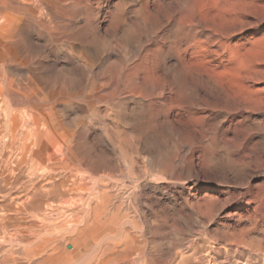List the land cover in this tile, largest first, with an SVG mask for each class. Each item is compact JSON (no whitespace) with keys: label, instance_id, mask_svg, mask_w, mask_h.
Instances as JSON below:
<instances>
[{"label":"rangeland","instance_id":"rangeland-1","mask_svg":"<svg viewBox=\"0 0 264 264\" xmlns=\"http://www.w3.org/2000/svg\"><path fill=\"white\" fill-rule=\"evenodd\" d=\"M93 1L95 2L93 7H94V10L96 12L95 14L97 15L96 16V18L98 19L97 23L99 24L103 34H107L106 30L108 28V25H109V28H108L107 32H109L110 36H112V33L114 34V32L111 31L112 29H110V27H111L110 23H112L113 17L117 13H118V16L121 15L119 17L121 19L119 20V23L117 24V25H119V28H122V29H119L120 32L123 29H125L126 26H129L131 24V27L130 26L127 27L128 29H126L125 31H128L129 29L131 30L133 28L132 31H133L134 36L129 37L128 38L129 40L127 38H125L128 40V42H127V40L124 39L125 48H123V50L127 49V53L129 55H130V53H132L131 51L132 50L134 51L137 47L136 44L138 41L136 40V38L142 36L141 38H139L141 41L138 38L137 39L142 44H145V46L143 45L146 49L144 54L146 53V51H150V53L152 52L153 54L155 52V54L153 56V58H156L155 62H160L161 60H163L164 56H165V58L166 57L172 58L173 56L178 57L179 55H180V57L182 56V58H184L186 60V62L189 64L188 66H189L190 70H189V72L187 71V73H189V74L185 73V75H183V76H178L179 73H178V71H177L178 69H176V67H171V69L169 70V73L171 74V76L173 75V78H174V88H173L174 90H173L171 96H175V95L177 96V94H178L177 97L180 99V104L184 102L186 105L183 106L184 104L183 105L181 104V105L177 106V103H175L172 99L169 100L167 98L168 97L167 95H165L166 98H165V96L162 97V95H164V94H162L159 90H158L159 92L156 91V93L152 94V92L150 90H147V91L144 90L145 92L142 90L143 91V93H142V91L140 89H138V90L137 89H130V90L127 89L125 91H122L121 93L120 92H112L111 89L101 90L100 96L104 97V99H102V100L99 99L100 97L95 98V96H92V94H88V93L85 95H81V96H80V94H77L72 99L60 97V98L55 100L54 103L59 102V104L67 103L68 105H71L70 107H71L72 113L70 114V120L72 122H74L75 124H78V128L82 127V128H85L86 130H88L89 133L91 134L90 139H92V140H95L96 138L98 139L99 138L98 136H100V134H101V129H103V128L106 131V133L108 132L107 135L105 134L104 138H99V139H101V142L104 141L102 143V144H104L102 147L103 152H99V151L93 152L94 154L92 153V155H95L96 161L99 160L98 162H99L100 167H101L100 174L105 176V179H106L105 184H107L108 189L112 193L111 195H113L115 198L114 200L113 199L111 200V203L108 206V209L110 210L112 208V211L115 210L117 212V215L119 216L118 219H117V215H115L114 218H101L100 219L101 229L98 230V232L92 231L90 234L91 236H93L94 233H98L99 235H97V237H100V238L97 241L94 240L93 238H91L88 245H85L83 247H79L76 250L74 245L72 243H70V239H71L70 237L74 236V234H72L73 232L68 231V235L70 234V232L73 235V236H71V234H70L68 236V235H66L67 231H65L64 233H62V235H61V233L57 234L58 241H59L58 246L61 249L65 248V250H67L69 252L74 251L73 264H95V261L97 259L96 257L100 256L101 246L103 248V244L109 245L110 243H116V241L118 243L119 241H121V239L124 240L125 238L129 239V243L132 239V241L130 243V246H131L130 256L128 259H125L121 262H113V264H117V263L118 264H126V263L127 264H140L141 261L143 262V263L141 262V264H171L172 262H173V264L174 263L175 264H201L203 262L206 263V261L209 264H217V262L219 261L218 264H220L222 262V260H224V263L222 262L223 264H246V262H247V264H249V263L251 264V262H253L252 264H264V260H263L264 259V200H263L264 199V0H188V1L186 0L187 2H185V0H183L184 3L182 2L179 5H178V3H177V5H175L176 3H174L178 0H161V1H159V0H147L149 2L150 1L154 2V6H153V3L150 2V9L151 10H149L152 13L155 11L153 13L154 15H156V14L163 15L165 12L166 13H168V12L174 13V11H175V13H174L175 17H173L172 20L171 21L169 20V22L167 23L169 26L167 24H165L166 25V26L164 25L165 28L164 27L162 28L164 30L161 29L163 32L161 30H160V32L158 31L159 23L157 22L156 17H154V18L150 17L147 24H142L143 18L148 16L145 13V11H143L141 9L142 5H143L142 3H145L146 0H143V1L142 0L141 1L140 0H135V1L132 0L133 2L130 0H127V1L126 0H124V1L123 0H110V1L109 0H103V1L102 0L101 1L100 0H96V1L93 0ZM120 1L121 2L123 1L122 5H121ZM125 1L127 3H125ZM171 1H173V2H171ZM192 1H194V2H192ZM117 2H119V5L117 4ZM128 2L130 4L132 2L133 3L132 6L130 4H128ZM158 2H159V5H158ZM188 2H190V4H188ZM108 3H110V4H108ZM135 3H137L136 6L134 5ZM193 3H195V4H193ZM123 4H124V6H123ZM126 4L130 8L126 7ZM97 5H99V6L96 7ZM100 5L103 7V9ZM116 5H118V7ZM194 5H196L197 7H195ZM113 6L115 7V9ZM120 6H121V8L123 6L124 7L123 10H126V11H122ZM139 6H141V7H139ZM107 7H109V8L107 9ZM164 7H166L165 9L168 11H166L164 9ZM178 7H179V10H178ZM185 7H187V8H185ZM190 7H192V8H190ZM111 8L114 10L112 11ZM170 8H172V9H170ZM174 8H176V9H174ZM210 8L214 9V10H212L214 12H212L210 10ZM105 9H107V10H105ZM137 9L140 10L141 14H140L139 10L137 12ZM152 9H154V10H152ZM159 9H160V11H159ZM191 9L192 10L194 9V10L191 11ZM127 10H128V12L133 11L132 16H130V13H128ZM197 10H198V12H197ZM97 11H98V13H97ZM110 11H111V13H110ZM186 11L189 13H187ZM194 11H195V13L197 12L196 15L194 14ZM211 12L213 13L212 16H211ZM119 13H120V15H119ZM137 13H138V15H137ZM105 14H106V16H105ZM123 14H126V15H123ZM190 14L192 15V17ZM139 15L141 16V19H140ZM198 16L201 18H198ZM108 17H109V19H108ZM136 17L139 18V20H137ZM193 17H195L196 19L198 18V19L196 20ZM176 18H180V19H176ZM103 19H105V20H103ZM192 19H194V21H196V22H194ZM211 19H213L212 20L213 22L211 21ZM100 20H101V22H99ZM129 20L132 22H130ZM173 20H174V22H173ZM123 22L127 23V25L124 24ZM140 22H141V24H140ZM178 22L183 24L182 25L183 29L180 28L181 29L180 30L176 27V24ZM197 22H199V23H197ZM133 23L134 24L136 23L137 25L140 24L139 25L140 27L136 25V28H135V25ZM196 23L198 24V26ZM204 23H206V24H204ZM201 24L204 25V27ZM208 24H211L212 26L211 25L209 26ZM142 25H144V26H142ZM205 25H207V26H205ZM141 27H143V28H141ZM170 27L171 28L173 27V28L171 29ZM195 27L199 28V31H197V30H196L197 32L194 31L196 29ZM211 27H212V29L214 28L213 29L214 31L211 29ZM202 28L203 29L206 28V29H204V32H202V30H203ZM167 29H169V30H167ZM184 29H185V31H184ZM140 30H142V31H140ZM110 31H111V33H110ZM125 31L122 33L124 34ZM145 31H147V32L149 31L148 32L149 34L147 32L144 34L143 32H145ZM150 31H152V32H150ZM157 31H158V35L153 36V34H156ZM209 31H213L211 33L212 36L210 35ZM182 32H184L185 34ZM135 33H137V34H135ZM151 33H153V34H151ZM201 33H203V34H201ZM139 34H141V35H139ZM143 34L144 35L148 34V36L146 35V37H145ZM119 35H121V33H119ZM176 35L178 37L181 36V38L178 39V37ZM87 36L90 37V35H87ZM165 36H166V39L162 41L161 39ZM143 37H144V39L147 38L148 40L147 39L144 40ZM148 37H150V38H148ZM85 38H84V40L81 41L82 46L80 48L85 47V49H88V51H90L89 49H91V48L93 49L94 46H88V45H86V42H92V39H91V37L86 38V39ZM131 39H132L133 43H132V41H130ZM149 39L152 41H150ZM153 39H154V41L156 39H158V40H156L154 42ZM197 39H198V41H197ZM33 40H35V41H33ZM177 40L179 41L180 45H177V44H179ZM164 41L167 43H165ZM29 42H30L29 46H28V44H26V42H25V44L32 50L33 54H35V53L36 54H39V53L42 54V52H44L46 49L44 46V42L40 43V42L36 41V39H32V40L30 39ZM174 42L177 44H175ZM127 43H128V45L130 44V46H132V45H134V46L130 47L127 45ZM123 44L124 43H122V47H124ZM147 44H149V48L147 47ZM161 44L164 46H162ZM139 45H138V47H139ZM156 45H157V47L154 51V49H152V48H154ZM160 45H161V47H160ZM170 45H171V47H170ZM173 45L179 46V49H181V50H179L177 46L175 48ZM184 46L186 47L187 50L183 48ZM33 48H35V49H33ZM161 48H163V49H161ZM172 48H173V51H172ZM66 49H68V48H66ZM196 49L197 50L199 49V50L197 51ZM119 50H121V53ZM119 50H118L119 55L117 54L118 56H115V54H114L113 58L122 56V52L124 53V51L122 49H119ZM136 51H137V49L133 52L134 54L133 53L131 54V56L134 55L132 57L136 61L132 60L130 62V67L135 66L137 64L136 62L138 61L139 57L141 55H143V53H142L140 56H138V53ZM169 51H171V52H169ZM183 51H184V53H183ZM135 52L137 53L136 55H135ZM198 52L201 54H199ZM211 52L214 54L212 55ZM125 53H126V51H125ZM182 54L184 55V57ZM59 55L62 56L63 53H61ZM197 56H199V57H197ZM201 56L204 58H202ZM200 58H201V60L203 59V61L199 60ZM104 59L105 58L101 59L100 57H96V56H94L92 58V64L94 65V67H96V68L93 67V70L96 73L98 72L100 78L103 76L102 75L103 73L109 75L108 72L111 71V70H109V71L107 70V68H106L107 67V65H106L107 60L105 59L106 60L105 61ZM189 59L192 60V62ZM195 59L201 61L200 64H201V66L203 65L201 67L199 64L200 70L203 67L207 70L204 71V69H203V71L201 70V73H200V70L197 69V68H199V66L197 67V64L199 61L196 62ZM210 59H213V60H210ZM98 60H100V61L97 62ZM104 61H105V63H104ZM133 63H134V65H133ZM208 64H210V65H208ZM211 65H212V67H215V68H211ZM104 66H106V67H104ZM207 66L209 68H211V70H209V68H207ZM193 67H195V68L197 67V68L193 69ZM97 68H98V70L96 71ZM173 68L176 70H174ZM103 69H105V70H103ZM194 70L196 73L194 72ZM196 70H198V71H196ZM101 71L102 72L104 71V72L101 74ZM212 71H213V73H212ZM51 72L53 75H56V70L53 69V70H51ZM193 72H194V75H193ZM202 72H203L204 76L201 75ZM174 73H176V74H174ZM89 76H91L90 72H89ZM186 76H189V77L187 78ZM194 76H199V77L194 78ZM207 76H210V77H207ZM200 77H202V78L204 77V78L199 79ZM192 78H193V81H192ZM208 78H209V80H208ZM195 79H197V80H195ZM181 80H183V81H181ZM209 81H210V83H209ZM213 81L215 83L217 82L218 84L217 83L215 84ZM191 82H197L198 86L196 83L195 84L192 83L193 87L191 86V84H190V87H188L189 83H191ZM80 83H82V81H80ZM175 83L177 84V86ZM201 83H202V86L204 87L203 90H202ZM186 84L188 86H186ZM210 84H213V85H210ZM184 85H185V88L183 87ZM210 86H212V87H210ZM215 86H217V88ZM186 87L188 88V90H190L191 87L193 88V90L195 88L198 90H197V92L190 91L192 93L194 92L193 94L191 93L192 95H194V96H192ZM213 87L216 88L218 92L211 90L212 91V94H211L210 89H214ZM205 88H207L209 91L206 90ZM196 89H195V91H196ZM180 90L182 93L179 92ZM186 90H187V93H186ZM132 91H134L133 94L135 93V96H137V97H134V95L132 94ZM148 91L151 92V94L148 93ZM153 92H155V91H153ZM144 93H146V96L143 95ZM138 94L140 96H138ZM208 94H210V95H208ZM159 96L162 98H160ZM176 96L173 98L176 99L177 98ZM91 97L93 100L91 99ZM127 97H129V98L127 99ZM169 97H170V95H169ZM178 98H177V100H179ZM183 98L186 101H187V99L190 98L189 99V100H191L190 102H192L193 100H194V102L196 100L199 102H197L198 104H196V102L195 103L192 102V104H194V105L190 106L192 104L190 102H186ZM65 99H67V100H65ZM130 99L132 100V102H130L131 101ZM151 99H152V101H151ZM182 99L184 100L183 102H181ZM102 101H103V103H101ZM124 101L128 102V103H126L128 105L123 104V103H125ZM169 101L171 103H169ZM151 102H152V104H151ZM168 103L170 106L172 105L171 108L168 105ZM172 103H175V104H172ZM189 103H190V105H189ZM117 104L119 106L121 104L122 105H121V107H118ZM158 104H159L160 108L163 107L166 110H167V108L170 109V110H167V111H170V113L165 111V110H162L163 108L160 109L158 107ZM162 104H164V106H160ZM165 104L168 105V107ZM74 105H75V107H74ZM124 105H126V106L124 107ZM140 105H141V107H140ZM150 105H153V106H150ZM154 105L156 107H154ZM175 105L178 108L173 107ZM179 106H180V108H179ZM187 106H189L190 109L192 107V109H191L192 111L189 109L190 113H188L189 110L187 108H189V107H187ZM197 106H198V110L194 112V110L197 109ZM81 107H82V109H81ZM147 107H148V109H147ZM104 108L106 110L108 109L109 112H108V110L107 111L104 110ZM116 108H117V110H116ZM154 108H156V109H154ZM121 109H123V111L125 110L128 117L131 116L130 119L128 118L129 121H128V119H126L127 118L126 115L123 116L124 112ZM126 109H127V111H126ZM120 110L123 112L122 116L116 117L117 111H120ZM158 110H160L159 113L157 112ZM163 111H165L167 113H165ZM176 111H178L179 113L181 112L180 114L182 115L183 119L179 113H176ZM74 113H75V115H74ZM145 113H147V114H145ZM162 113H164V114H162ZM172 113L173 114L175 113V114L172 115ZM193 113L195 116L192 115ZM167 114H169V115H167ZM176 114H178V115H176ZM190 114H191V116H189ZM197 114H198V116H196ZM153 115H154V117H153ZM72 117H73V119H72ZM122 117H124V118L122 119ZM171 117H172V120H171ZM112 118L115 120H113ZM135 118H137V119H135ZM157 118H160V120H163V118H165L163 120L164 123L162 121H161V123L163 125L166 124L167 126L165 125V127H164L163 125H161V123H159L160 120ZM117 119H118V122H117ZM131 119H133V120H131ZM138 119H139V121H137ZM176 119H178L177 122H175ZM181 119L184 121L185 125L181 124V122L183 123V121ZM119 120H122V121H119ZM123 120H124V122H123ZM169 120H171V121H169ZM173 120L175 123L173 122ZM133 121H135V122H133ZM136 121H137V123H136ZM120 122H122V123H120ZM126 122H128V123L130 122V124L134 123L133 125L135 127L133 126V128H131V127L129 128V125H127ZM131 122H133V123H131ZM103 123H104V125H103ZM114 123H115V125H116V123L118 125L120 124V126L122 128L118 129L120 127L118 125H116L118 127L117 128L115 125H113ZM123 123L125 126L123 125ZM153 123L155 124V126H153L154 125ZM156 123H159V124L156 125ZM172 123H174V124H172ZM179 123L184 127L180 126ZM160 125H161L162 129H160V127H159ZM186 125H187V127H186ZM87 126L88 127L90 126L89 129ZM106 126L108 129L105 128ZM210 126L212 127V129L209 128ZM92 127H95V129ZM114 127L116 129L120 130L119 131L121 133L120 138L122 140H127L128 138H126V136L127 137L130 136V137L135 138L134 140L131 141L132 144L134 143L132 145V147H131V142H129L130 145L128 142L126 143L129 146H127L125 144V142H124L125 147H124L123 143L121 145L123 151H125L124 152L125 155L122 152L123 153L122 155H124L125 159L123 158V156L119 152H118V154H116L117 153V151H115L116 149L114 150V148H115L113 146L114 139L113 138L111 139V137H113L116 132L118 133V130H115ZM163 127L165 129H163ZM123 128L125 131L123 130ZM194 128H195V130H194ZM206 128H207V130H206ZM183 129H185V131H187V132H184ZM188 129H193L194 133H193V130H189L190 131L189 132ZM196 129L199 131H196ZM204 129L206 130L205 132L202 131ZM121 130L124 131L125 135H124V133L122 134ZM129 130H132L131 132L134 135H130L129 132L128 133L126 132ZM178 130H181V131H178ZM211 130H212V132H210ZM92 131H94V132H92ZM190 133L194 134V136ZM200 133H202V134H200ZM109 134L113 135V136L111 135V137H109L110 141H109V139H107L108 137H106ZM96 135H98V136H96ZM187 135H189L188 136L189 138H187ZM190 135H192V136H190ZM134 136H136V137L138 136L137 139ZM199 136H200V138H199ZM201 137H203V138H201ZM138 138H139V140H138ZM198 138L201 139V143H200V140ZM148 140H149L150 144H149ZM185 140H187V141H185ZM138 141H140V142H138ZM141 141H142V143H141ZM137 142L139 145L137 144ZM184 142H185V144H183L184 145L183 146L182 143H184ZM193 142H195L197 144L194 143L195 145H192ZM135 143L138 146V148H137V146H135ZM186 143H188V144H186ZM190 143H191V146H194L195 148L194 147L192 148L191 146H189ZM140 144H141V146H140ZM145 144H147V147L150 145L149 148H147ZM104 146H106L105 147L106 149L104 148ZM112 146H113V149H112ZM117 146H118V144H117ZM144 147H145V149H144ZM183 147H185V148L180 150V148H183ZM188 147L191 148L193 151L191 149H189ZM129 148L130 149L133 148V149L130 150ZM135 148L138 149L137 153L141 154L140 156L138 154L136 155V149ZM140 149L145 150V151L147 150L148 153H146V152L142 153L143 151ZM187 149L190 150L191 152L187 151ZM111 150H113L112 151L113 154L111 153ZM140 151H141V153H139ZM179 151L184 152V153L189 152V154L186 153L187 154L186 155V154L182 153L183 155H181V153H179ZM129 152L130 153L132 152L133 155H132V153L130 154ZM192 152H194V153L192 154ZM102 153H104V154H102ZM107 153H110L108 155L109 156L112 155L113 159H111L109 156H107ZM99 154H101V155L99 156ZM129 154L132 156V158H130L131 156ZM114 155H116V156H114ZM117 155L122 157V159L120 158V160H119L118 159L119 156H117ZM126 155L128 157H126ZM137 156H139L140 158ZM157 156L160 159H158ZM186 156L188 157V159H190L192 157L193 160H192V158L190 160H192L193 162L191 161L189 163L190 160L185 159ZM104 157L106 160L104 159ZM178 157H180V159L182 161H180V159ZM182 158L185 159L186 162ZM128 159H129V161H130V159L135 160V161L132 160L133 161L132 167H131L130 162H128ZM168 159H169V161H168ZM139 160L141 161L140 162L141 164L139 162L137 163V161H139ZM144 160H146V161H144ZM152 160H154L155 162L154 161L152 162ZM157 160H158V162H157ZM111 161L112 162L114 161L115 163L114 162L112 163ZM143 162L145 164H143ZM179 162H180V164L182 162V164H181L182 166L180 167V169H179V166H180ZM175 163L177 164L176 166H175ZM154 164H156V165H154ZM158 164L160 167L157 166ZM194 164H195V168L193 166ZM191 165L193 166V168ZM196 166H197V170H196ZM143 167H144V171L142 169ZM157 167H158V169H157ZM175 167H176V169H175ZM177 167H178V169H177ZM181 168H182V170H181ZM136 169L139 171L136 172ZM140 169H142V170H140ZM147 169H149V170H147ZM161 169H162V171H161ZM188 169L190 170V172L188 171ZM194 169L196 171H194ZM147 171H148V173H147ZM155 172L158 175H155ZM180 172L182 174H180ZM196 172L198 175H196ZM110 173H112V176L110 175ZM126 173H127V175H126ZM137 173H140V174H137ZM143 173H145V174H143ZM189 173L191 176L193 175L195 179L193 178V176L191 177L189 175ZM192 173H195V174H192ZM172 174H173V176H172ZM179 174L182 176H180ZM107 175H110V176H107ZM136 175H138V176H136ZM168 175H169V177H171V181H170V178L168 177ZM183 175L185 178L183 177ZM199 175L201 177H198ZM106 176L109 178H107ZM156 176H159V177L162 176V177L160 179L159 177H156ZM176 176L177 177L179 176V177L177 178ZM188 176H189V178H186ZM144 177H146V178H144ZM149 177H152L154 180L151 178L149 179ZM163 177H165L164 181H163ZM173 177H174V179H173ZM180 177H181V179H179ZM112 178H113V180H112ZM118 178H119V180H118ZM155 178H158L160 180L157 181L158 179L156 180ZM109 179L112 181H110ZM114 180H116V181H114ZM155 181L158 182V184ZM172 181H173V183H172ZM109 182H110V184H108ZM176 182H178V183H176ZM124 183H126V184H124ZM160 183H161V185H160ZM195 183H196V185H195ZM170 184H172V185H170ZM174 184H176V186ZM163 185H164V187H163ZM92 186L93 185L90 184V186L88 187V188H90V189H88L89 192H91ZM146 186H147V188H146ZM168 187H170V190ZM165 188L169 192H167L165 190ZM260 188H262V189L260 190ZM134 189H136V190H134ZM161 189H162V191H161ZM143 190H145V193L148 196L144 193ZM178 190H180V191H178ZM262 190H263V192H262ZM188 192H190V193H188ZM191 193H192V195H191ZM124 194H125V196H123ZM144 194L146 195V198H145ZM119 195H120V197H119ZM206 195H208V196H206ZM116 196H117V199H116ZM171 196H173V197H171ZM188 196L190 199H188ZM147 197L149 198V200ZM159 197H160L161 201L159 200ZM194 197L195 198L197 197L199 199L196 198V200H194ZM206 197L208 200L206 199ZM179 198L181 201H179ZM182 198H185V199H182ZM186 198L188 200H186ZM142 199H144V200H142ZM150 200H151V202H153V205L150 202ZM172 200H174V201H172ZM184 200H186V202ZM192 200H193V202H192ZM197 200L199 201V203L197 202ZM205 200H207V201H205ZM126 201H127V203H126ZM147 201H148V203H147ZM159 201H160V203H159ZM164 201H165V204H163ZM194 201H196L197 203ZM154 202H155V204H154ZM156 202L158 203V205H156ZM175 202H177L178 204ZM180 202H181V205H180ZM200 202L201 203L203 202L204 204H201ZM209 202H210V204H209ZM142 203L144 205H142ZM149 203H151L150 206H149ZM189 203H190V205H189ZM192 203L193 204L196 203L197 207H195L196 204L193 205ZM166 204L167 205L169 204L170 206L168 207ZM184 204L185 205L187 204L186 206L188 208ZM207 204H209V205H207ZM119 205H121L122 208ZM131 205H133V206H131ZM204 205H206V207ZM160 206L161 207L163 206V207L161 208ZM202 206H204L206 208V210H207V206L209 207L208 209H210V210L212 208V210L210 211L211 213L209 214V210H207L208 212H206V210L204 211L205 208L203 207V209H202ZM141 207L142 208L145 207L144 208L145 210L142 209ZM158 207H159V209H158ZM175 207H177L176 210H175ZM149 208H151V209H149ZM164 208H165L164 211L166 213L168 210L167 214H169L170 216L167 215L166 213H164V211H163ZM179 208H180V210H179ZM190 208L192 210H189ZM197 208H199V209L197 210ZM146 209H147V211H146ZM156 209H157V211L162 210L161 213H163V214L158 213L159 211L158 212L156 211L157 213H154L153 211H155ZM172 209H173V211H172ZM187 210H189L190 213L192 211V214H194L196 217L194 215L193 216L191 215V217H190V213ZM196 211H199V213H200V211H202L203 217H200L201 213L198 215V213ZM121 212H124V214ZM152 212L155 215H153ZM171 212H172V214H170ZM187 212L189 214H187ZM127 213H129L128 217H127ZM151 213L153 216L149 215ZM141 214H142V216H141ZM143 214H144V216H143ZM156 214H158V216ZM164 214H166L167 216H165ZM159 215H161L162 217L161 216L159 217ZM163 215L165 218L163 217ZM176 215L179 217L178 218L179 221H180V219H182V217L184 220H181V222L176 221L177 220V219H175L177 217ZM188 216H189V218H187ZM120 217H122V218H120ZM50 219L54 220V221H51ZM71 219L73 220V218H71ZM79 219H80L81 223L78 226V229H84V225L82 223L83 218H79ZM109 219H111V220H109ZM123 219L125 221L127 220L128 222L127 223L124 222ZM145 219H147V220H145ZM62 220H63V218L62 219L55 218V215H53V218H49L48 221H49V223H52V224H55V223L58 224V222L62 221ZM103 220L105 222L107 220V222L105 223ZM174 220L177 222V223L175 222L176 225L174 224ZM55 221H57V222H55ZM163 221H165V223ZM130 222H132V224ZM178 222L180 223L179 225H178ZM102 223L105 224L106 226L103 225ZM143 223H145V224H143ZM172 223H173V226L175 228L172 226ZM147 224H150V225L147 226ZM166 224H167V226H166ZM141 225H143V228L144 227L145 228L143 229ZM192 225H193V228H191ZM168 228H169V230H168ZM175 229H177V230L179 229L182 233L183 232L184 233L182 234L179 231L174 232V231H176ZM123 230H124V235H123ZM151 231H152V234H151ZM154 232L158 233V234H155ZM160 232H161V235L159 234ZM171 232H174V233H171ZM184 234L187 235L189 238L187 236H185ZM198 234H199V236H198ZM64 235L66 238H64ZM154 235H157V236H154ZM134 236H135V238H134ZM177 236H179V237H177ZM193 236H194V239H193ZM174 237H175V239H174ZM180 237H182V238H180ZM87 238H89V237L87 236ZM103 238H104L105 242L103 241ZM190 238H192V239H190ZM167 239H168V241H167ZM133 240H134V242H133ZM182 240H183V242H181V244L177 243L178 241L180 243V241H182ZM191 240H194L196 243L194 241H191ZM199 240H200V242H199ZM113 241H115V242H113ZM158 241H159V243H158ZM160 242L163 244H165V243L166 244L161 245ZM209 242H211V243H209ZM183 243H184V245H183ZM100 244H101V246H100ZM192 244H194V245H192ZM65 245H67V246H65ZM188 245H190V247ZM191 245L193 248L191 247ZM206 245L208 247H206ZM162 246H163V248H162ZM211 247H212V249H211ZM190 248L192 249V251L189 252L188 250ZM194 248H195V250H193ZM205 248L207 250H205ZM226 248H228L227 249L228 251L225 250ZM158 249H160V250H158ZM230 249H231V251H230ZM139 250H141V251H139ZM183 250H185L186 252L188 251V252L185 253V251H183ZM210 250H213V251H211L212 253L210 252ZM242 250L244 252H242ZM75 251H77V252H75ZM207 251L209 252V254ZM218 251H220V253ZM145 252H146V254H144ZM200 252H201V254H199ZM224 252H226V253H224ZM240 252H242V253H240ZM180 253L181 254L183 253L182 256ZM188 253H190L191 255ZM213 253L215 254V256L213 255ZM242 254L243 255L245 254V255L243 256ZM196 255H197V257H196ZM199 255H201V256H199ZM208 255H210V256H208ZM222 255H224V256H222ZM240 255L242 256V258ZM171 256H172V258H171ZM173 256L175 259L176 258L177 259L176 260L173 259ZM239 256L242 260L240 258H238ZM139 257H141V258H139ZM178 257L180 260H178ZM202 257H203V259H202ZM255 257L257 258L258 261L255 259ZM181 258H183V259H181ZM228 258H230V259H228ZM248 258H250V259H248ZM193 259H195V260H193ZM200 259L203 260V262H201ZM204 259H206V261ZM210 259H212V260H210ZM245 259H246V262H245ZM225 260L227 261V263ZM235 260L237 263L235 262ZM182 261H183V263H182ZM212 261L213 262L215 261V262L213 263ZM58 264H62V263L58 261Z\"/></svg>","mask_w":264,"mask_h":264},{"label":"bare ground","instance_id":"bare-ground-1","mask_svg":"<svg viewBox=\"0 0 264 264\" xmlns=\"http://www.w3.org/2000/svg\"><path fill=\"white\" fill-rule=\"evenodd\" d=\"M96 1V0H95ZM101 1V0H100ZM103 1V0H102ZM110 1V0H109ZM124 1V0H123ZM122 1V2H123ZM127 1V0H126ZM125 1V3H127ZM132 1V0H130ZM129 1V2H130ZM135 1V0H134ZM141 1V0H140ZM139 1V2H140ZM143 1V0H142ZM161 1V0H159ZM188 1V0H187ZM185 0V2H187ZM107 2V1H106ZM116 2V1H115ZM121 2V1H120ZM121 2V5H122ZM128 2V4H130ZM133 2V1H132ZM131 2V6L132 3ZM151 2V1H150ZM150 2L149 1H145V3H142V10L145 11V13L148 15L145 18H143L142 20V24H147L149 18L151 17H156L157 22L159 23V28L158 31L160 32V30L164 27L165 24H167L169 22V20L171 21L173 17H175L174 13H162L161 14H156L154 15L153 13L155 12H151L149 10L150 9ZM163 2V1H162ZM170 2V1H169ZM173 2V1H171ZM183 2V0H178L174 3H176L175 5L181 4ZM194 2V1H192ZM151 3H153L154 6V2L152 1ZM184 3V2H183ZM94 4L95 2L93 0H0V264H58V261L61 262L62 264H73V259H74V251H67L64 249H61L58 244V236L57 234L62 235V233H64L65 231H67L66 235H68V231H72L74 234V236L71 234L70 237V243H72L75 247V249L77 250V248L79 247H83L85 245L89 244V241L91 238H93L94 240H99L100 237H97V235H99L98 233H94L93 236H91V232H98V230L101 229V222L100 219L101 218H114L115 215H117V212L115 210L112 211V208L109 210L108 206L111 203V200L115 199L113 195H111L112 193L110 192V190L107 187V184H105V176L101 175V167L99 164V160L96 161L95 160V155H92L93 152H103V145L102 144L104 141L101 142V139L99 138H104L105 134L107 135L108 132L106 133V131L103 129H101V134L100 136H98L99 138L92 140L90 139V133L88 130H86L85 128H78V124H75L74 122H72L70 120V114L71 112V105H68L67 103H63V104H59L58 103H54L56 99L60 98V97H64L67 99H72L75 97V95L80 94L81 95H85V94H92V96L96 97H100L99 99L102 100L104 99V97L100 96V91L101 90H106V89H111L112 92H122L125 91L127 89H140L141 91L143 90H150L153 93H156V91H160L162 94V97L167 95L169 100H173L175 103H177L178 105H183L185 106L186 104L183 102L184 100L182 99L180 104V99L177 97L179 100L174 99L173 97L175 96H171L172 92H173V88H174V78L173 75L171 76V74L169 73V70L171 69V67H176V69H178V76H183L185 75V73H187V71L189 72V64L186 62V60L184 58H182V56L180 57V55L178 57H172V58H168L165 56L163 57V60H161L160 62H155L156 58H153L154 54L150 51H146L145 52V44H142L139 38L141 37H137L136 40L137 42V53L138 56H140L142 53L143 55H141L138 59V61L136 62L137 64L133 67H130V62L135 59H133L131 54L136 50H130L132 53H130V55L127 53V49L123 50V48H125V38H129V37H133V31L132 29L125 31L126 29H128L127 27H131V24L129 26H126L125 29H123L125 31V33L123 34L122 32H124L123 30L120 32L119 29V25H117L119 23V20L121 18H119L121 15L119 13L120 16H118V13L116 15H114L111 27L110 29H112L111 31L114 32V34L112 33V36L109 35V32H107L108 28L106 30L107 34H103L101 31V28L99 26V24L97 23V18H96V12L94 10ZM98 4V3H97ZM110 4V3H108ZM117 4L119 5V2H117ZM137 3H135L134 5L136 6ZM170 4V3H169ZM168 4V5H169ZM173 4V3H172ZM187 4V3H186ZM188 4H190V2H188ZM195 4V3H193ZM112 5V4H111ZM115 5V4H114ZM118 5H116L118 7ZM159 5V2H158ZM161 5V4H160ZM99 5H97L96 7H98ZM101 6V5H100ZM124 6V4H123ZM120 8L122 9V11H126L123 10V7ZM188 6V5H187ZM190 6V5H189ZM195 7H197L196 5H194ZM102 7V6H101ZM100 7V8H101ZM114 7V6H113ZM126 7L127 6L126 4ZM141 7V6H139ZM138 7V8H139ZM167 7V6H166ZM164 7V9L166 8ZM169 7V6H168ZM172 7V6H171ZM175 7V6H174ZM177 7V6H176ZM182 7V6H181ZM180 7V8H181ZM109 7H107L108 9ZM130 8V7H129ZM135 8V7H134ZM160 8V7H159ZM173 8V7H172ZM170 8V9H172ZM187 8V7H185ZM189 8V7H188ZM192 8V7H190ZM194 8V7H193ZM212 8V7H211ZM210 10H214L211 9ZM103 9V7H102ZM105 9V10H107ZM112 9V8H111ZM115 9V7H114ZM112 9V11L114 10ZM120 9V10H121ZM126 9V8H125ZM128 9V8H127ZM169 9V8H168ZM176 9V8H174ZM184 9V8H183ZM104 10V11H105ZM110 10V9H109ZM135 10V9H134ZM139 9H137L138 12ZM154 10V9H152ZM166 10V9H165ZM179 10V7H178ZM190 10V9H189ZM188 10V11H189ZM194 10V9H193ZM191 9V11H193ZM160 11V9H159ZM158 11V12H159ZM168 11V10H166ZM172 11V10H171ZM190 11V12H191ZM128 12V10H127ZM126 12V13H127ZM136 12V11H135ZM140 12V10H139ZM178 12V11H177ZM187 12V11H186ZM198 12V10H197ZM196 12V13H197ZM214 12V11H212ZM211 12V16L212 13ZM98 13V11H97ZM100 13V12H99ZM102 13V12H101ZM105 13V12H104ZM109 13V12H108ZM111 13V11H110ZM123 13V12H122ZM130 13V16H132L133 11L128 12ZM189 13V12H187ZM193 13V12H192ZM195 11L194 14L196 15ZM141 14V12H140ZM178 14V13H177ZM210 14V13H209ZM126 15V14H123ZM128 15V14H127ZM138 15V13H137ZM181 15V14H180ZM183 15V14H182ZM191 15V14H190ZM189 15V16H190ZM104 16V15H103ZM106 16V14H105ZM109 16V15H108ZM111 16V15H110ZM177 16V15H176ZM187 16V15H186ZM140 19L141 16L139 15ZM188 17V16H187ZM192 17V15H191ZM196 17V16H195ZM195 17H193L194 19H196ZM100 18V17H99ZM111 18V17H110ZM133 18V17H132ZM198 18H201L198 16ZM197 18V19H198ZM107 19V18H106ZM109 19V17H108ZM112 19V18H111ZM110 19V20H111ZM128 19V18H127ZM137 20H139V18L136 17ZM155 19V20H156ZM176 19H180V18H176ZM194 19H192L194 21ZM196 19V20H197ZM105 20V19H103ZM134 20V19H133ZM191 20V19H190ZM202 20V19H201ZM200 20V21H201ZM213 19H211L212 21ZM122 21V20H121ZM130 21V20H129ZM199 21V20H198ZM101 22V20L99 21ZM109 22V21H108ZM132 22V21H130ZM139 22V21H138ZM174 22V20H173ZM192 22V21H191ZM196 22V21H194ZM204 22V21H203ZM213 22V21H212ZM124 23V22H123ZM137 23V22H136ZM135 28H136V25ZM199 23V22H197ZM196 23V24H197ZM201 23V22H200ZM105 24V23H104ZM127 25V23H124ZM141 24V22H140ZM139 24V25H140ZM153 24V23H152ZM195 24V23H194ZM203 24V23H202ZM201 24V25H202ZM206 24V23H204ZM122 25V24H121ZM120 25V26H121ZM137 25V26H139ZM168 25V24H167ZM182 25L180 22H178L176 24V27L178 29L182 28ZM189 25V24H188ZM200 25V26H201ZM209 26L211 24H208ZM107 26V25H106ZM144 26V25H142ZM166 26V25H165ZM169 26V25H168ZM171 26V25H170ZM198 26V24H197ZM196 26V27H197ZM204 27V25H202ZM201 26V27H202ZM207 26V25H205ZM208 26V27H209ZM212 26V25H211ZM125 27V26H124ZM140 27V26H139ZM138 27V28H139ZM158 27V26H157ZM186 27V26H185ZM195 27V28H196ZM143 28V27H141ZM140 28V29H141ZM165 28V27H164ZM171 28V27H170ZM173 28V27H172ZM171 28V29H172ZM188 28V27H187ZM104 29V28H103ZM102 29V30H103ZM157 29V28H156ZM183 29V28H182ZM203 29V28H202ZM206 29V28H204ZM204 29L202 30V32H204ZM212 29V27H211ZM214 29V28H213ZM212 29V30H213ZM105 30V29H104ZM103 30V31H104ZM148 30V29H147ZM164 30V29H162ZM161 30V31H162ZM166 30V29H165ZM169 30V29H167ZM181 30V29H180ZM187 30V29H186ZM199 31V28H196L194 31ZM110 31V33H111ZM135 31V30H134ZM142 31V30H140ZM144 31V30H143ZM158 31L156 34H153V36L158 35ZM185 31V29H184ZM196 31V32H197ZM208 31V30H207ZM206 31V32H207ZM214 31V30H213ZM213 31H209L210 35ZM33 34H32V33ZM136 32V31H135ZM147 31L143 32L144 34ZM149 32V31H148ZM147 32V33H148ZM152 32V31H150ZM163 32V31H162ZM161 32V33H162ZM176 32V31H175ZM119 33H121V35H119ZM184 33V32H182ZM181 33V34H182ZM194 33V32H193ZM137 34V33H135ZM142 34V33H141ZM139 34V35H141ZM143 34V35H144ZM149 34V33H148ZM148 34H146L148 36ZM185 34V33H184ZM203 34V33H201ZM87 35H90L92 42H86V45L88 46H94L93 49H89L90 51H88V49L84 48H80L82 46V40H84V38H90ZM146 35H144L146 37ZM162 35V34H161ZM160 35V36H161ZM187 35V34H186ZM196 35V34H195ZM171 36V35H170ZM177 36V35H176ZM180 36V35H179ZM212 36V35H211ZM151 37V36H150ZM148 37V38H150ZM174 37V36H173ZM172 37V38H173ZM178 37V36H177ZM201 37V36H200ZM85 38V39H86ZM135 38V37H134ZM154 38V37H153ZM160 38V37H159ZM158 38V39H159ZM171 38V39H172ZM175 38V37H174ZM181 38L178 37V39ZM197 38V37H196ZM32 39H36V41L42 43L44 42V46H45V51L39 54H33L32 50L28 47L30 42L29 40ZM125 39V40H127ZM144 39V37H143ZM147 39V38H146ZM144 39V40H146ZM156 39V40H158ZM161 39V38H160ZM166 36L163 37L161 40H165ZM170 39V38H169ZM129 40V39H128ZM127 40V42H128ZM148 40V39H147ZM150 40V39H149ZM155 40V41H156ZM160 40V41H161ZM184 40V39H183ZM35 41V40H33ZM86 41V40H85ZM84 41V42H85ZM132 41V39L130 40ZM152 41V40H150ZM149 41V42H150ZM154 41V39H153ZM154 41V42H155ZM159 41V42H160ZM178 41V40H177ZM176 41V42H177ZM186 41V40H185ZM198 41V39H197ZM28 44V46L25 44ZM140 42V43H139ZM158 42V41H157ZM165 42V41H164ZM163 42V43H164ZM94 45H93V44ZM122 43H124V47H122ZM133 43V41H132ZM135 43V42H134ZM144 43V42H143ZM167 43V42H165ZM164 43V44H165ZM175 43V42H174ZM179 43V41H178ZM140 44V45H139ZM158 44V43H157ZM172 44V43H171ZM177 44V43H175ZM184 44V43H183ZM84 45V44H83ZM128 45V43H127ZM139 45V47H138ZM144 45V46H143ZM162 45V44H161ZM160 45V47H161ZM177 45H180L177 44ZM176 45V46H177ZM130 46V44L128 45ZM134 46V45H132ZM130 46V47H132ZM151 46V45H150ZM153 46V45H152ZM164 46V45H162ZM174 46V45H173ZM176 46H174L176 48ZM182 46V45H181ZM200 46V45H199ZM147 47L149 48V44H147ZM157 45L152 48L156 49ZM171 47V45H170ZM173 47V48H174ZM179 49V46H177ZM68 48V49H65ZM151 48V47H150ZM164 48V47H163ZM161 48V49H163ZM168 48V47H167ZM172 48V51H173ZM184 49H186V47H183ZM196 48V47H195ZM35 49V48H33ZM65 51H64V50ZM122 49L125 53L124 54L122 52V56L120 57H116L113 58V55L115 54V56L119 55L118 50ZM165 49V48H164ZM171 49V48H170ZM211 49V48H210ZM181 50V49H179ZM178 50V51H179ZM187 50V49H186ZM197 50V49H196ZM199 50V49H198ZM197 50V51H198ZM64 51V52H63ZM121 53V50H119ZM153 51V50H152ZM162 51V50H161ZM164 51V50H163ZM211 51V50H210ZM209 51V52H210ZM129 52V51H128ZM135 52V55L137 54ZM160 52V51H159ZM171 52V51H169ZM213 52V51H212ZM211 52V53H212ZM63 53L62 56H60L59 54ZM166 53V52H165ZM176 53V52H175ZM174 53V54H175ZM179 53V52H178ZM181 53V52H180ZM184 53V51H183ZM199 53V52H198ZM118 54V55H117ZM134 54V53H133ZM159 54V53H158ZM173 54V55H174ZM187 54V53H186ZM196 54V53H195ZM201 54V53H199ZM214 53H212L213 55ZM183 55V54H182ZM188 55V54H187ZM192 55V54H191ZM211 55V54H210ZM96 56V57H100L105 58L107 60V70H111L110 72H108L109 75L103 73L101 71V74L103 75L101 78L99 77L98 72H94L93 67L94 65L92 64V58ZM156 56V55H155ZM190 56V55H189ZM196 56V55H195ZM159 57V56H158ZM184 57V55H183ZM192 57V56H191ZM199 57V56H197ZM202 57V56H201ZM211 57V56H210ZM162 58V57H161ZM204 58V57H202ZM212 58V57H211ZM104 59V60H105ZM160 59V58H159ZM105 60V61H106ZM190 60V59H189ZM188 60V61H189ZM196 60V59H195ZM201 60V58L199 59ZM199 60H196V62H198ZM213 60V59H210ZM100 60H98L97 62H99ZM104 61V63H105ZM136 61V60H135ZM159 61V60H158ZM192 62V60H190ZM203 61V59L201 60ZM201 61L198 62L197 67L199 66V64L201 63ZM190 62V63H191ZM215 62V61H214ZM103 63V64H104ZM203 63V62H202ZM100 64V63H99ZM204 64V63H203ZM211 64V63H210ZM208 64V65H210ZM215 64V63H214ZM134 65V63H133ZM194 66V65H193ZM201 66V64H200ZM200 66L199 69L200 70ZM203 66V65H202ZM201 66V67H202ZM96 68V67H94ZM195 67H193V69H196ZM207 68H209L207 66ZM211 68H215L212 67ZM211 68H209V70H211ZM56 70V75H53L51 70ZM174 69V68H173ZM172 69V70H173ZM174 69V70H176ZM207 70L204 67L201 69L202 71ZM98 70V68L96 69V71ZM105 70V69H103ZM200 70V73H201ZM216 70V69H215ZM198 71V70H196ZM89 72L91 74V76H89ZM176 72V71H175ZM191 72V71H190ZM195 72V70H194ZM193 72V75H194ZM196 73V72H195ZM206 73V72H205ZM213 73V71H212ZM173 74V73H172ZM176 74V73H174ZM189 74V73H187ZM73 75V76H72ZM197 75V74H196ZM199 75V74H198ZM203 75V72L201 74ZM200 75V76H201ZM209 75V74H208ZM175 76V75H174ZM177 76V77H178ZM190 76V75H189ZM189 76H186L187 78ZM193 77V76H192ZM199 76H194V78H197ZM210 77V76H207ZM202 77H200L199 79H201ZM204 78V77H203ZM202 78V79H203ZM215 78V77H214ZM179 79V78H178ZM82 81V83H80V81ZM177 80V79H176ZM197 80V79H195ZM209 80V78H208ZM216 80V79H215ZM183 81V80H181ZM193 81V78H192ZM211 81V80H210ZM209 81V83H210ZM198 82V81H197ZM197 82H191L189 83V86L186 84V86L190 87L193 85L192 83H196ZM202 82V81H201ZM214 82V81H213ZM212 82V83H213ZM181 83V82H180ZM208 83V82H207ZM215 83V82H214ZM217 83V82H216ZM215 83V84H216ZM176 84V83H175ZM179 84V83H178ZM200 84V83H199ZM218 84V83H217ZM213 85V84H210ZM177 86V84H176ZM196 86V85H195ZM194 86V87H195ZM198 86V84H197ZM200 86V85H199ZM202 86V83H201ZM209 86V85H208ZM185 88V85L183 86ZM193 87V86H192ZM191 87L190 91H194L197 92L198 89L193 90V88ZM212 87V86H210ZM217 88V86H215ZM182 88V87H181ZM198 88V87H197ZM203 86H202V90H203ZM209 88V87H208ZM214 88V87H213ZM210 89V92L212 94V91H217V89ZM200 89V88H199ZM206 90H208L207 88H205ZM216 89V90H215ZM177 90V89H176ZM175 90V91H176ZM183 90V89H182ZM186 90V93H187ZM140 91V92H141ZM142 91V93H143ZM155 91V92H153ZM158 91V92H159ZM178 91V90H177ZM209 91V90H208ZM207 91V92H208ZM134 91H132L133 94ZM136 92V91H135ZM138 92V91H137ZM145 92V91H144ZM151 92L148 91V93L151 94ZM181 92V90L179 91ZM184 92V91H183ZM188 92V93H189ZM193 92V93H194ZM201 92V91H200ZM204 92V91H203ZM218 92V91H217ZM139 93V92H138ZM141 93V94H142ZM182 93V92H181ZM192 92H190L191 94ZM192 93V94H193ZM209 93V92H208ZM94 94V95H93ZM126 94V93H125ZM191 94V95H192ZM196 94V93H195ZM134 97L135 93L133 94ZM143 95L146 96V93H144ZM170 95V97H169ZM174 95V94H173ZM189 95V94H188ZM197 95V94H196ZM203 95V94H202ZM210 95V94H208ZM121 96V95H120ZM119 96V97H120ZM138 96H140L138 94ZM154 96V95H153ZM194 96V95H192ZM191 96V97H192ZM198 96V95H197ZM204 96V95H203ZM117 97V96H116ZM125 97V96H124ZM155 97V96H154ZM160 97V96H159ZM160 97V98H162ZM190 97V98H191ZM78 98V97H77ZM114 98V97H113ZM129 97H127L128 99ZM140 98V97H139ZM142 98V97H141ZM166 98V96H165ZM189 98V99H190ZM195 98V97H194ZM193 98V99H194ZM197 98V97H196ZM200 98V97H199ZM214 98V97H213ZM65 99V100H67ZM92 99V97H91ZM126 99V98H125ZM144 99V98H143ZM148 99V98H147ZM150 99V98H149ZM154 99V98H153ZM187 99L186 102H190L191 100ZM74 100V99H73ZM77 100V99H76ZM82 100V99H81ZM93 100V99H92ZM112 100V99H111ZM110 100V101H111ZM131 100V99H130ZM138 100V99H137ZM146 100V99H145ZM144 100V101H145ZM166 100V99H165ZM189 100V101H188ZM75 101V100H74ZM129 101V100H128ZM134 101V100H133ZM141 101V100H140ZM147 101V100H146ZM152 101V99H151ZM53 102V103H52ZM66 102V101H65ZM125 102V101H124ZM132 102V100L130 101ZM139 102V101H138ZM194 102V100L192 101ZM192 102H190L192 104ZM196 104H198L197 102L199 101H195ZM194 102V103H195ZM80 103V102H79ZM103 103V101L101 102ZM128 102H125L123 104H126ZM134 103V102H133ZM142 103V102H141ZM146 103V102H145ZM148 103V102H147ZM158 103V102H157ZM161 103V102H160ZM159 103V104H160ZM166 103V102H165ZM169 103H171L169 101ZM168 103V105H169ZM172 103V104H175ZM189 103V105H190ZM150 104V103H149ZM152 104V102H151ZM158 104V107H159ZM73 105V104H72ZM122 105V104H121ZM121 105L119 106L117 104L118 107H121ZM128 105V104H126ZM124 105V107L126 106ZM148 105V104H147ZM157 105V104H156ZM166 105V104H165ZM168 105H166L168 107ZM194 104L190 105L193 106ZM81 106V105H80ZM149 106V105H148ZM153 106V105H150ZM160 106H164V104L160 105ZM165 106V107H166ZM170 106V105H169ZM176 105L173 107H177ZM196 106V105H195ZM75 107V105H74ZM105 107V106H104ZM111 107V106H110ZM133 107V106H132ZM141 107V105H140ZM139 107V108H140ZM146 107V106H145ZM154 107H156L154 105ZM172 107V105L170 106V108ZM189 107V106H187ZM127 108V107H126ZM143 108V107H142ZM160 108V107H159ZM163 108V107H161ZM160 108V109H161ZM178 108V107H177ZM180 108V106H179ZM182 108V107H181ZM202 108V107H201ZM82 109V107H81ZM97 109V108H96ZM124 109V108H123ZM123 109H121L123 111ZM137 109V108H136ZM144 109V108H143ZM148 109V107H147ZM146 109V110H147ZM156 109V108H154ZM158 109V108H157ZM188 110L190 109L187 108ZM192 109V107H191ZM190 109V110H191ZM194 109V108H193ZM104 110H106L104 108ZM108 110V109H107ZM106 110V111H107ZM117 110V108H116ZM117 111L116 113V117H121L122 113L124 112L123 116L126 115L127 118L126 119H130L131 116L128 117V115L126 114L125 110L122 111ZM131 110V109H130ZM162 110H170L167 108L166 109H162ZM180 110V109H179ZM178 110V111H179ZM190 110L188 111V113H190ZM198 110V106L197 109L194 110L197 111ZM74 111V110H73ZM76 111V110H75ZM81 111V110H80ZM79 111V112H80ZM127 111V109H126ZM142 111V110H141ZM154 111V110H153ZM152 111V112H153ZM156 111V110H155ZM160 110H158L157 112L159 113ZM163 111V112H165ZM173 111V110H172ZM171 111V112H172ZM178 111H176V113H179ZM181 111V110H180ZM192 111V110H191ZM78 112V111H77ZM98 112V111H97ZM96 112V113H97ZM109 112V110H108ZM132 112V111H131ZM130 112V113H131ZM170 113V111H167ZM165 112V113H167ZM95 113V112H94ZM129 113V112H128ZM181 113V112H180ZM179 113V114H180ZM186 113V112H185ZM92 114V113H91ZM147 114V113H145ZM156 114V113H155ZM164 114V113H162ZM175 114V113H174ZM172 113V115H174ZM183 114V113H182ZM75 115V113H74ZM73 115V116H74ZM81 115V114H80ZM130 115V114H129ZM142 115V114H141ZM158 115V114H157ZM156 115V116H157ZM160 115V114H159ZM169 115V114H167ZM171 115V116H172ZM178 115V114H176ZM175 115V116H176ZM181 115V114H180ZM194 115V113L192 114ZM98 116V115H97ZM96 116V117H97ZM138 116V115H137ZM163 116V115H162ZM191 116V114L189 115ZM188 116V117H189ZM195 116V115H194ZM198 116V114L196 115ZM75 117V116H74ZM102 117V116H101ZM154 117V115H153ZM164 117V116H163ZM182 117V115H181ZM200 117V116H199ZM124 117H122L123 119ZM139 118V117H138ZM151 118V117H150ZM166 118V117H165ZM163 118V120L165 119ZM178 118V117H177ZM73 119V117H72ZM92 119V118H91ZM113 119V118H112ZM128 119V121H129ZM137 119V118H135ZM141 119V118H140ZM156 119V118H155ZM160 120V118H157ZM183 119V117H182ZM181 119V120H182ZM201 119V118H200ZM75 120V119H74ZM95 120V119H94ZM115 120V119H113ZM133 120V119H131ZM158 120V121H159ZM163 120H160L159 123H161V121L163 122ZM168 120V119H167ZM172 120V117H171ZM169 120V121H171ZM178 119L175 120V122H177ZM93 121V120H92ZM122 121V120H119ZM139 121V119L137 120ZM136 121V123H137ZM155 121V120H154ZM168 121V122H169ZM183 121V120H182ZM91 122V121H90ZM97 122V121H96ZM103 122V121H102ZM114 122V121H113ZM118 122V119H117ZM124 122V120H123ZM135 122V121H133ZM131 122V123H133ZM153 122V121H152ZM157 122V121H156ZM174 122V120H173ZM174 122V123H175ZM205 122V121H204ZM93 123V122H92ZM122 123V122H120ZM127 125H129V128H133V124H130V122H126ZM159 123H156L159 124ZM164 123V122H163ZM172 123V124H174ZM203 123V122H202ZM81 124V123H80ZM95 124V123H94ZM154 124V123H153ZM177 124V123H176ZM180 124V123H179ZM181 124H184L181 122ZM180 124V126H182ZM91 125V124H90ZM101 125V124H100ZM104 125V123H103ZM115 125V123L113 124ZM116 125H118L116 123ZM115 125V126H116ZM124 125V123H123ZM161 125H163L161 123ZM161 125L159 126L160 129H162ZM166 125V124H165ZM165 125H163L165 127ZM171 125V124H170ZM185 125V124H184ZM215 125V124H214ZM94 126V125H93ZM121 129L122 127L120 126V124L118 125ZM125 126V125H124ZM155 126V124L153 125ZM167 126V125H166ZM207 126V125H206ZM88 127V126H87ZM90 127V126H89ZM88 127V129H89ZM104 127V126H103ZM127 127V126H126ZM135 127V126H134ZM163 127V129H165ZM184 127V126H182ZM187 127V125H186ZM215 127V126H214ZM95 129V127H92ZM99 128V127H98ZM102 128V127H101ZM107 128V126L105 127ZM112 128V127H111ZM158 128V127H157ZM210 129H212V127H209ZM108 129V128H107ZM113 129V128H112ZM115 130H118L114 127ZM179 129V128H178ZM214 129V128H213ZM92 130V129H91ZM90 130V131H91ZM98 130V129H97ZM124 130V128H123ZM134 130V129H133ZM189 130H193V129H188ZM195 130V128H194ZM193 130V133H194ZM207 130V128H206ZM205 129L202 130L203 132L206 131ZM120 130H118V133L114 134L113 137H111V135L106 136L108 137L107 139H109V137H111V139H114L113 142V146L115 147L114 150L117 151L116 154H118V152L122 155L125 151H123L121 145L123 143L124 147L125 144L128 142H131L132 140H134L135 138L130 137V136H126V138H128L127 140H122L120 137ZM122 131V130H121ZM125 131V130H124ZM124 131H122V134L124 133ZM132 130L126 131L127 133L129 132L130 135H134L132 132ZM181 131V130H178ZM184 132L185 129H183ZM182 131V132H183ZM196 131H199L196 129ZM214 131V130H213ZM94 132V131H92ZM135 132V131H134ZM183 132V133H184ZM190 132V131H189ZM212 132V130L210 131ZM111 133V132H110ZM209 133V132H208ZM207 133V134H208ZM192 134V133H190ZM202 134V133H200ZM199 134V135H200ZM93 135V134H92ZM125 135V133H124ZM194 136V134H192ZM190 135V136H192ZM209 135V134H208ZM211 135V134H210ZM95 136V135H94ZM103 136V137H102ZM189 135H187V138ZM202 136V135H201ZM136 137V136H134ZM138 137V136H137ZM136 137V139H137ZM142 137V136H141ZM94 138V137H93ZM146 138V137H145ZM197 138V137H196ZM200 138V136H199ZM198 138V139H199ZM203 138V137H201ZM205 138V137H204ZM193 139V138H192ZM191 139V140H192ZM195 139V138H194ZM98 140V141H97ZM139 140V138H138ZM144 140V139H143ZM189 140V139H188ZM190 140V141H191ZM200 143H201V139ZM110 141V139H109ZM152 141V140H151ZM187 141V140H185ZM194 141V140H193ZM198 141V140H197ZM112 142V141H111ZM125 142V144H124ZM136 142V141H135ZM140 142V141H138ZM137 142V144H138ZM149 142V140H148ZM183 142V141H182ZM189 142V141H188ZM196 142V141H195ZM193 142L192 145H195L197 143ZM142 143V141H141ZM195 143V144H194ZM199 143V142H198ZM118 144V146H117ZM134 144V143H133ZM132 142H131V147H132ZM150 144V142H149ZM148 144V145H149ZM185 144L182 143V145ZM188 144V143H186ZM127 146L129 145L126 144ZM139 145V144H138ZM147 147V144H145ZM109 146V145H108ZM112 146V149H113ZM135 146L136 143H135ZM141 146V144H140ZM150 146V145H149ZM149 146L147 148H149ZM184 146V145H183ZM186 146V145H185ZM191 146V143L190 145ZM106 146H104L105 148ZM192 148L194 146H191ZM198 147V146H197ZM128 148V147H127ZM138 148V146H137ZM137 148L136 149V155L137 153ZM151 148V147H150ZM180 148V150L184 149ZM189 148V147H188ZM195 148V147H194ZM106 149V148H105ZM130 149V148H129ZM128 149V150H129ZM133 148H131L130 150H132ZM145 149V147H144ZM191 149V148H189ZM142 150V149H140ZM186 150V149H185ZM184 150V151H185ZM192 150V149H191ZM198 150V149H197ZM113 150H111L112 153ZM146 153L147 150H142ZM187 151H190L187 149ZM193 151V150H192ZM108 152V151H107ZM123 152V153H122ZM191 152V151H190ZM115 153V152H114ZM130 153V152H129ZM132 153V152H131ZM130 153V154H131ZM141 153V151L139 152ZM181 155H183L182 153L184 152H180ZM189 154V152H186ZM184 153V154H186ZM194 152H192L193 154ZM197 153V152H196ZM94 154V153H93ZM104 154V153H102ZM107 153V156H109ZM113 154V153H112ZM119 154V155H120ZM129 154V155H130ZM135 154V153H134ZM101 154H99L100 156ZM117 155V156H119ZM125 155V153H124ZM124 155L123 158H124ZM133 155V153H132ZM139 156L141 154H138ZM143 155V154H142ZM179 155V154H178ZM187 155V154H186ZM116 156V155H114ZM131 156V155H130ZM129 156V157H130ZM135 156V155H134ZM137 156V157H139ZM189 156V155H188ZM193 156V155H192ZM199 156V155H198ZM111 159H113V156H109ZM126 157H128L126 155ZM190 157V156H189ZM117 158V157H116ZM120 158L122 159V157L119 156V160ZM132 158V156L130 157ZM140 158V157H139ZM143 158V157H142ZM158 158V156H157ZM177 158V157H176ZM180 159V157H178ZM192 158V157H191ZM190 158V159H191ZM105 159V157H104ZM125 159V158H124ZM138 159V158H137ZM144 159V158H143ZM146 159V158H145ZM160 159V158H158ZM171 159V158H170ZM178 159V160H179ZM183 159V158H182ZM185 159H188V157L186 156ZM185 159H183L185 161ZM188 159V160H190ZM106 160V159H105ZM133 160V159H132ZM130 159H128V162H130L131 167L133 166V160L132 161ZM142 160V159H141ZM193 160V158H192ZM190 160L189 163L192 161ZM143 161V160H142ZM146 161V160H144ZM154 160H152L153 162ZM169 161V159H168ZM175 161V160H174ZM173 161V162H174ZM180 161H182L180 159ZM112 162V161H111ZM110 162V163H111ZM114 162V161H113ZM112 162V163H113ZM140 163L141 161H137V163ZM155 162V161H154ZM158 162V160H157ZM186 162V161H185ZM193 162V161H192ZM105 163V162H104ZM115 163V162H114ZM136 163V162H135ZM177 163V162H176ZM175 163V166L177 165ZM109 164V163H108ZM141 164V163H140ZM143 164H145L143 162ZM153 164V163H152ZM182 164V162H181ZM179 162V169L182 166ZM185 164V163H184ZM183 164V165H184ZM193 164V163H192ZM113 165V164H112ZM136 165V164H135ZM139 165V164H138ZM156 165V164H154ZM187 165V164H186ZM185 165V166H186ZM114 166V165H113ZM112 166V167H113ZM140 166V165H139ZM142 166V165H141ZM146 166V165H145ZM159 166V164L157 165ZM188 166V165H187ZM192 166V165H191ZM195 168V164L193 165ZM192 166V168H193ZM160 167V166H159ZM135 168V167H134ZM260 168V167H259ZM139 169V168H138ZM144 171V167L142 168ZM140 169V170H142ZM158 169V167H157ZM176 169V167H175ZM174 169V170H175ZM178 169V167H177ZM185 169V168H184ZM187 169V168H186ZM191 169V168H190ZM116 170V169H115ZM128 170V169H127ZM126 170V171H127ZM135 170V169H134ZM149 170V169H147ZM182 170V168H181ZM196 170H197V166H196ZM194 169V171H196ZM139 171L136 169V172ZM162 171V169H161ZM170 171V170H169ZM172 171V170H171ZM177 171V170H176ZM180 171V170H179ZM184 171V170H183ZM188 171L190 172V170L188 169ZM117 172V171H116ZM135 172V171H134ZM120 173V172H119ZM133 173V172H132ZM148 173V171H147ZM146 173V174H147ZM154 173V172H153ZM152 173V174H153ZM174 173V172H173ZM177 173V172H176ZM122 174V173H121ZM124 174V173H123ZM135 174V173H134ZM140 174V173H137ZM145 174V173H143ZM142 174V175H143ZM151 174V175H152ZM175 174V173H174ZM178 174V173H177ZM180 174H182L180 172ZM179 174V175H180ZM195 174V173H192ZM110 175L112 176V173H110ZM107 175V176H110ZM127 175V173H126ZM154 175V174H153ZM152 175V176H153ZM155 175L156 174L155 172ZM186 175V174H185ZM190 175V173H189ZM196 175L197 172H196ZM195 175V176H196ZM106 176V177H107ZM135 176V175H134ZM138 176V175H136ZM173 176V174H172ZM182 176V175H180ZM191 176V175H190ZM193 176V175H192ZM191 176V177H192ZM148 177V176H147ZM159 177V176H156ZM162 177V176H161ZM161 177H159L161 179ZM169 177V175H168ZM177 177V176H176ZM179 177V176H178ZM177 177V178H178ZM184 177V175H183ZM190 177V178H191ZM198 177H201L200 175ZM197 177V178H198ZM109 178V177H107ZM114 178V177H113ZM112 178V180H113ZM146 178V177H144ZM153 179L152 177H149V179ZM163 177V181H164ZM167 178V177H166ZM170 181H171V177ZM185 178V177H184ZM183 178V179H184ZM186 178H189L186 177ZM194 178V176H193ZM115 179V178H114ZM136 179V178H135ZM156 180L158 178H155ZM160 179H158L157 181H159ZM174 179V177H173ZM181 179V177L179 178ZM192 179V178H191ZM195 179V178H194ZM110 180V179H109ZM110 180V181H112ZM119 180V178H118ZM117 180V181H118ZM133 180V179H132ZM142 180V179H141ZM154 180V179H153ZM166 180V179H165ZM187 180V179H186ZM185 180V181H186ZM202 180V179H201ZM116 181V180H114ZM178 181V180H177ZM183 181V180H182ZM190 181V180H189ZM195 181V180H194ZM119 182V181H118ZM123 182V181H122ZM156 182V181H155ZM196 182V181H195ZM127 183V182H126ZM124 183V184H126ZM158 184V182H156ZM168 183V182H167ZM173 183V181H172ZM175 183V182H174ZM178 183V182H176ZM183 183V182H182ZM92 186L91 192L88 191L89 186ZM110 184V182L108 183ZM156 184V185H157ZM169 184V183H168ZM167 184V185H168ZM149 185V184H148ZM161 185V183H160ZM172 185V184H170ZM176 186V184H174ZM182 185V184H181ZM196 185V183H195ZM117 186V185H116ZM125 186V185H124ZM174 186V187H175ZM183 186V185H182ZM118 187V186H117ZM134 187V186H133ZM132 187V188H133ZM139 187V186H138ZM151 187V186H150ZM164 187V185H163ZM181 187V186H180ZM147 188V186H146ZM145 188V189H146ZM149 188V187H148ZM161 188V187H160ZM170 190V187H168ZM184 188V187H183ZM182 188V189H183ZM111 189V188H110ZM116 189V188H115ZM124 189V188H123ZM157 189V188H156ZM187 189V188H186ZM262 188H260L261 190ZM136 190V189H134ZM166 190V188H165ZM259 190V189H258ZM123 191V190H122ZM145 193V190H143ZM148 191V190H147ZM146 191V192H147ZM150 191V190H149ZM162 191V189H161ZM167 191V190H166ZM176 191V190H175ZM180 191V190H178ZM187 191V190H186ZM129 192V191H128ZM156 192V191H155ZM169 192V191H167ZM171 192V191H170ZM260 192V191H259ZM258 192V193H259ZM263 192V190H262ZM124 193V192H123ZM148 193V192H147ZM173 193V192H172ZM184 193V192H183ZM190 193V192H188ZM132 194V193H131ZM130 194V195H131ZM146 194V193H145ZM144 194V195H145ZM149 194V193H148ZM152 194V193H151ZM164 194V193H163ZM169 194V193H168ZM179 194V193H178ZM177 194V195H178ZM147 195V194H146ZM145 195V198H146ZM170 195V194H169ZM175 195V194H174ZM183 195V194H182ZM187 195V194H186ZM192 195V193H191ZM190 195V196H191ZM261 195V194H260ZM125 196V194L123 195ZM148 196V195H147ZM167 196V195H166ZM208 196V195H206ZM120 197V195H119ZM150 197V196H149ZM152 197V196H151ZM158 197V196H157ZM161 197V196H160ZM159 197V200H160ZM173 197V196H171ZM175 197V196H174ZM184 197V196H183ZM134 198V197H133ZM143 198V197H142ZM144 198V199H145ZM148 198V197H147ZM163 198V197H162ZM181 198V197H180ZM179 198V201H181ZM197 198V197H196ZM196 198L194 197V200H196ZM117 199V196H116ZM123 199V198H122ZM128 199V198H127ZM142 199V200H144ZM157 199V198H156ZM164 199V198H163ZM175 199V198H174ZM185 199V198H182ZM188 199L189 196H188ZM186 198V200H188ZM199 199V198H197ZM207 199V197H206ZM263 199V198H262ZM261 199V200H262ZM129 200V199H128ZM149 200V198H148ZM152 200V199H151ZM150 200V202H151ZM158 200V199H157ZM170 200V199H169ZM177 200V199H176ZM186 200H184L186 202ZM204 200V199H203ZM208 200V199H207ZM205 200V201H207ZM264 200V199H263ZM118 201V200H117ZM155 201V200H154ZM161 201V200H160ZM159 201V203H160ZM174 201V200H172ZM183 201V202H184ZM202 201V200H201ZM116 202V201H115ZM120 202V201H119ZM145 202V201H144ZM169 202V201H168ZM171 202V201H170ZM193 202V200H192ZM196 202V201H194ZM197 202L199 203V201L197 200ZM196 202V203H197ZM117 203V202H116ZM115 203V204H116ZM127 203V201H126ZM133 203V202H132ZM131 203V204H132ZM140 203V202H139ZM148 203V201H147ZM153 205V202H151ZM149 203V206L150 204ZM177 203V202H175ZM191 203V202H190ZM189 203V205H190ZM194 203V204H196ZM201 203V202H200ZM125 204V203H124ZM155 204V202H154ZM162 204V203H161ZM165 204V201L164 203ZM178 204V203H177ZM176 204V205H177ZM193 204V203H192ZM193 204V205H194ZM201 204H204L203 202ZM200 204V205H201ZM210 204V202H209ZM207 204V205H209ZM126 205V204H125ZM142 205H144L142 203ZM146 205V204H145ZM156 205H158V203L156 202ZM155 205V206H156ZM167 205V204H166ZM175 205V206H176ZM181 205V202H180ZM185 205V204H184ZM187 205V204H186ZM185 205V206H186ZM199 205V204H198ZM121 206V205H119ZM133 206V205H131ZM154 206V207H155ZM164 206V205H163ZM162 206V207H163ZM168 207L170 206L169 204L167 205ZM192 206V205H191ZM190 206V207H191ZM206 207V205H204ZM202 206V209L203 207ZM117 207V206H116ZM152 207V206H151ZM161 207V206H160ZM161 207V208H162ZM180 207V206H179ZM184 207V206H183ZM187 207V206H186ZM185 207V208H186ZM193 207V206H192ZM195 207H197V204L195 205ZM194 207V208H195ZM200 207V206H199ZM204 207V208H205ZM211 207V206H210ZM122 208V206H121ZM142 208V207H141ZM145 208V207H144ZM142 208V209H144ZM147 208V207H146ZM173 208V207H172ZM177 207H175L176 210ZM188 208V207H187ZM193 208V209H194ZM209 207L207 206V210H209V214L211 213L210 209H208ZM115 209V208H114ZM127 209V208H126ZM151 209V208H149ZM159 209V207H158ZM196 209V208H195ZM199 208H197L198 210ZM145 210V209H144ZM153 210V209H152ZM161 210V209H160ZM165 210V208L163 209V211ZM174 210V211H175ZM180 210V208H179ZM182 210V209H181ZM189 210H192L191 208ZM189 210H187L189 212ZM201 210V209H200ZM206 210V208L204 209V211ZM206 210V212H208ZM147 211V209H146ZM157 209L155 211H153L154 213L156 212ZM162 211V210H161ZM161 211H159L158 213H161ZM173 211V209H172ZM184 211V210H183ZM195 211V210H194ZM203 211V210H202ZM202 211H200L201 215L200 217H203ZM139 212V211H138ZM152 212V213H153ZM186 212V211H185ZM187 212V214H189ZM198 213V215L200 214L199 211H196ZM124 214V212H121ZM145 213V212H144ZM149 214V215H152ZM153 213V215H155ZM164 213H166L164 211ZM168 213V210H167ZM166 213V214H167ZM175 213V212H174ZM184 213V212H183ZM196 213V214H197ZM119 214V213H118ZM127 213V217H128ZM147 214V213H146ZM163 214V213H161ZM164 214L165 216L169 215V214ZM172 214V212L170 213ZM177 214V213H176ZM185 214V213H184ZM53 215H55V218H59L62 219V221H59L58 224H52L49 223V218H53ZM126 215V214H125ZM152 215V216H153ZM158 216V214H156ZM163 215V217H164ZM175 215V214H174ZM178 215V214H177ZM176 215V216H177ZM180 215V214H179ZM191 215L193 216L194 214H192V211L190 213V217ZM122 216V215H121ZM142 216V214H141ZM144 216V214H143ZM161 215H159L160 217ZM170 216V215H169ZM187 216V215H186ZM195 216V215H194ZM118 215H117V219H118ZM156 217V216H155ZM162 217V216H161ZM172 217V216H171ZM175 217V216H174ZM196 217V216H195ZM198 217V216H197ZM73 218V220L71 219ZM79 218H83V225H84V229H78V226L80 225L81 221ZM122 218V217H120ZM148 218V217H147ZM150 218V217H149ZM158 218V217H157ZM165 218V217H164ZM167 218V217H166ZM169 218V217H168ZM179 217L177 216L175 219H177L176 221H179L178 219ZM189 218V216L187 217ZM194 218V217H193ZM196 219V218H195ZM198 219V218H197ZM51 220V219H50ZM82 220V219H81ZM111 220V219H109ZM120 220V219H119ZM118 220V221H119ZM124 220V219H123ZM147 220V219H145ZM181 220H184L183 217L182 219H180L179 222H181ZM54 221V220H51ZM104 221V220H103ZM166 221V220H165ZM165 221H163L165 223ZM174 220V224L176 225V222ZM57 222V221H55ZM105 222V221H104ZM107 222V220H106ZM105 222V223H106ZM124 222H128L127 220ZM161 222V221H160ZM176 222V223H175ZM178 222V225L180 224ZM111 223V222H110ZM113 223V222H112ZM132 224V222H130ZM147 223V222H146ZM151 223V222H150ZM103 224V223H102ZM108 224V223H107ZM145 224V223H143ZM159 224V223H158ZM105 225V224H103ZM111 225V224H110ZM127 225V224H126ZM150 224H147V226ZM106 226V225H105ZM143 228V225H141ZM167 226V224H166ZM173 226V223H172ZM82 227V226H81ZM108 227V226H107ZM113 227V226H112ZM163 227V226H162ZM170 227V226H169ZM174 227V226H173ZM117 228V227H116ZM122 228V227H121ZM120 228V229H121ZM127 228V227H126ZM132 228V227H131ZM141 228V227H140ZM145 228V227H144ZM143 228V229H144ZM152 228V227H151ZM150 228V229H151ZM165 228V227H164ZM175 228V227H174ZM193 228V225L192 227ZM190 228V229H191ZM129 229V228H128ZM127 229V230H128ZM147 229V228H146ZM167 229V228H166ZM133 230V229H132ZM165 230V229H164ZM169 230V228H168ZM176 231L174 232H180L182 233L179 229H175ZM192 230V229H191ZM190 230V231H191ZM135 231V230H134ZM194 231V230H193ZM107 232V231H106ZM121 232V231H120ZM171 232V233H174ZM133 233V232H132ZM141 233V232H140ZM155 233V232H154ZM179 233V234H180ZM184 233V232H183ZM182 233V234H183ZM194 233V232H193ZM69 234V235H70ZM122 234V233H121ZM142 234V233H141ZM148 234V233H147ZM152 234V231H151ZM158 234V233H155ZM161 235V232L159 233ZM163 234V233H162ZM181 234V235H182ZM190 234V233H189ZM68 235V236H69ZM123 235H124V230H123ZM130 235V234H129ZM137 235V234H136ZM172 235V234H171ZM185 235V234H184ZM191 235V234H190ZM189 235V236H190ZM196 235V234H195ZM87 236L89 238H87ZM157 236V235H154ZM187 236V235H185ZM199 236V234H198ZM132 237V236H131ZM142 237V236H141ZM163 237V236H162ZM169 237V236H168ZM171 237V236H170ZM179 237V236H177ZM188 237V236H187ZM197 237V236H196ZM64 238L65 235H64ZM121 238V237H120ZM135 238V236H134ZM133 238V239H134ZM148 238V237H147ZM182 238V237H180ZM189 238V237H188ZM172 239V238H171ZM170 239V240H171ZM175 239V237H174ZM178 239V238H177ZM192 239V238H190ZM194 239V236H193ZM198 239V238H197ZM66 240V239H65ZM68 240V239H67ZM110 240V239H109ZM148 240V239H147ZM181 240V239H180ZM186 240V239H185ZM103 241L105 242L104 238ZM132 241V239H131ZM130 241V243H131ZM149 241V240H148ZM156 241V240H155ZM161 241V240H160ZM168 241V239H167ZM172 241V240H171ZM194 241V240H191ZM190 241V242H191ZM202 241V240H201ZM115 242V241H113ZM134 242V240H133ZM182 241L177 242L178 244H181ZM195 242V241H194ZM198 242V241H197ZM200 242V240H199ZM198 242V243H199ZM94 243V242H93ZM101 243V242H100ZM103 243V242H102ZM129 243V239L125 238L124 240L121 239V241H119L117 243H110L109 245H104L103 244V248L101 246V253L100 256L96 257V261L95 264H113V262H121L125 259H128L131 253V246ZM147 243V242H146ZM159 243V241H158ZM161 243V242H160ZM185 243V242H184ZM183 243V245H184ZM196 243V242H195ZM211 243V242H209ZM98 244V243H97ZM137 244V243H136ZM145 244V243H144ZM163 243H161L162 245ZM166 244V243H165ZM163 244V245H165ZM170 244V243H169ZM201 244V243H200ZM199 244V245H200ZM205 244V243H204ZM207 244V243H206ZM216 244V243H215ZM160 245V244H159ZM194 245V244H192ZM191 245V247H192ZM211 245V244H210ZM217 245V244H216ZM67 246V245H65ZM149 246V245H148ZM182 246V245H181ZM180 246V247H181ZM187 246V245H186ZM190 247V245H188ZM96 247V246H95ZM183 247V246H182ZM201 247V246H200ZM206 247H208L206 245ZM63 248V247H62ZM142 248V247H141ZM163 248V246H162ZM193 248V247H192ZM220 248V247H219ZM139 249V248H138ZM145 249V248H144ZM168 249V248H167ZM182 249V248H181ZM191 249V248H190ZM188 250L189 252L192 251ZM209 249V248H208ZM212 249V247H211ZM218 249V248H217ZM228 248H226L225 250H227ZM260 249V248H259ZM71 250V249H70ZM104 250V251H103ZM160 250V249H158ZM171 250V249H170ZM169 250V251H170ZM195 250V248L193 249ZM205 250H207L205 248ZM216 250V249H215ZM219 250V249H218ZM141 251V250H139ZM168 251V250H167ZM166 251V252H167ZM185 251V250H183ZM187 251V252H188ZM213 250H210V252ZM222 251V250H221ZM228 251V250H227ZM231 251V249H230ZM241 251V250H240ZM77 252V251H75ZM81 252V251H80ZM136 252V251H135ZM165 252V251H164ZM180 252V251H179ZM185 251V253H187ZM206 252V251H205ZM208 252V251H207ZM215 252V251H214ZM220 253V251H218ZM238 252V251H237ZM242 252H244L242 250ZM240 252V253H242ZM247 252V251H246ZM168 253V252H167ZM166 253V254H167ZM212 253V252H211ZM223 253V252H222ZM226 253V252H224ZM86 254V253H85ZM138 254V253H137ZM146 254V252L144 253ZM181 254V253H180ZM183 254V253H182ZM181 254V256H182ZM190 254V253H188ZM201 254V252L199 253ZM209 254V252H208ZM234 254V253H233ZM236 254V253H235ZM246 254V253H245ZM244 254V255H245ZM83 255V254H82ZM134 255V254H133ZM154 255V254H153ZM179 255V254H178ZM185 255V254H184ZM191 255V254H190ZM203 255V254H202ZM205 255V254H204ZM213 255L215 256V254L213 253ZM221 255V254H220ZM230 255V254H229ZM237 255V254H236ZM239 255V254H238ZM243 255V254H242ZM243 255V256H244ZM137 256V255H136ZM169 256V255H168ZM167 256V257H168ZM175 256V255H174ZM173 256V259H175ZM180 256V255H179ZM186 256V255H185ZM184 256V257H185ZM201 256V255H199ZM210 256V255H208ZM224 256V255H222ZM241 256V255H240ZM240 256L238 258H240ZM252 256V255H251ZM177 257V256H176ZM183 257V258H184ZM187 257V256H186ZM197 257V255H196ZM195 257V258H196ZM204 257V256H203ZM202 257V259H203ZM212 257V256H211ZM235 257V256H234ZM246 257V256H245ZM248 257V256H247ZM141 258V257H139ZM138 258V259H139ZM144 258V257H143ZM152 258V257H151ZM172 258V256H171ZM181 258V259H183ZM205 258V257H204ZM210 258V257H209ZM215 258V257H214ZM217 258V257H216ZM223 258V257H222ZM221 258V259H222ZM231 258V257H230ZM228 258V259H230ZM236 258V257H235ZM242 258V256H241ZM240 258V259H241ZM149 259V258H148ZM177 259V258H176ZM175 259V260H176ZM199 259V258H198ZM218 259V258H217ZM244 259V258H243ZM250 259V258H248ZM254 259V258H253ZM252 259V260H253ZM255 259L257 260V258L255 257ZM140 260V259H139ZM152 260V259H151ZM169 260V259H168ZM172 260V259H171ZM178 260L179 257H178ZM195 260V259H193ZM201 260V259H200ZM206 261V259H204ZM208 260V259H207ZM212 260V259H210ZM219 260V259H218ZM238 260V259H237ZM242 260V259H241ZM264 260V259H263ZM226 261V260H225ZM230 261V260H229ZM239 261V260H238ZM249 261V260H248ZM258 261V260H257ZM136 262V261H135ZM142 262V261H141ZM140 262V264H141ZM172 262V261H171ZM179 262V261H178ZM201 262H203V260H201ZM211 262V261H210ZM213 262V261H212ZM215 262V261H214ZM213 262V263H214ZM219 262V261H218ZM217 262V264H218ZM222 262L224 263V260H222ZM220 264H223V263ZM236 262V260H235ZM246 262V259H245ZM255 262V261H254ZM125 263V262H124ZM138 263V262H137ZM143 263V262H142ZM183 263V261H182ZM204 263V262H203ZM201 263V264H203ZM207 264H209L206 261ZM204 263V264H206ZM227 263V261H226ZM237 263V262H236ZM242 263V262H241ZM249 263V262H248ZM253 262H251L252 264ZM257 263V262H256ZM259 263V262H258ZM118 264V263H117ZM127 264V263H126ZM173 264V262L171 263ZM175 264V263H174ZM247 264V262H246ZM250 264V263H249Z\"/></svg>","mask_w":264,"mask_h":264}]
</instances>
